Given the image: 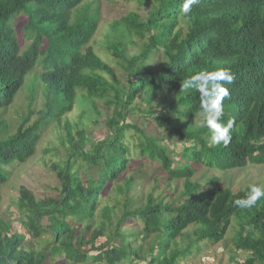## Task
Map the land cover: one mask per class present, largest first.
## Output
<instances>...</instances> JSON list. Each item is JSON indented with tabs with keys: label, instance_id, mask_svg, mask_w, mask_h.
Segmentation results:
<instances>
[{
	"label": "trees",
	"instance_id": "16d2710c",
	"mask_svg": "<svg viewBox=\"0 0 264 264\" xmlns=\"http://www.w3.org/2000/svg\"><path fill=\"white\" fill-rule=\"evenodd\" d=\"M85 1L0 0V185L9 168L35 155L50 122L63 131L60 147L66 153L62 165L54 166L57 196L37 198L20 188L14 204L25 232L0 218V264H179L201 249L199 243L223 242L233 229L231 260L264 264V197L241 209L234 201L250 186L234 193L220 186L219 177L205 184L192 180L200 167L226 171L264 164V0H200L187 16L180 11L184 0H138L145 16L122 15L112 25L118 37L105 44L117 58L118 76L90 45L101 14ZM20 36L29 40L25 48ZM137 44L140 53L128 57L127 47ZM35 64L42 70L33 74ZM218 67L235 74L223 120L235 118L236 125L228 146L209 147L211 133L192 124L199 93L181 84ZM24 86L30 101L16 123L6 115ZM39 93L43 107L36 110ZM102 100L114 106L105 121L108 135L88 149L84 116L98 114ZM77 104L84 109L73 124L64 116ZM136 111L143 126L181 143L177 157L156 143L154 129L147 135L136 120L127 121ZM127 128L144 135L142 154L160 163L166 180L184 181L174 200L150 193L144 204L132 203ZM79 160L85 163L82 173L73 171ZM130 219L141 227L128 231ZM240 252L247 254L243 262L237 260Z\"/></svg>",
	"mask_w": 264,
	"mask_h": 264
},
{
	"label": "rangeland",
	"instance_id": "374dc122",
	"mask_svg": "<svg viewBox=\"0 0 264 264\" xmlns=\"http://www.w3.org/2000/svg\"><path fill=\"white\" fill-rule=\"evenodd\" d=\"M86 4L91 3L93 7L99 6L101 14V22L98 31L93 36L90 45L93 46L94 50L107 61L114 69L118 76L121 70L117 64V58L105 48L106 43L114 41L118 37L119 30L113 29L112 25L122 15L137 11L141 16H145V6L140 7L138 0H86ZM23 22L18 19V24ZM20 42L23 47L28 46L29 41L20 36ZM139 44L127 47L126 55L132 57L140 53ZM156 62L160 61V57H155ZM109 81L113 82L112 75L109 73L106 76ZM28 90L24 88L19 93L18 99L15 101L13 106L7 113V117L12 118L18 123V118L23 112H27V96ZM104 100L99 102L100 114H93L90 112L84 116V128L90 135V140L86 147L92 148L98 141L103 140L108 135V129L105 124V120L108 116L112 115L114 106L110 107L103 103ZM158 103V99L154 101ZM138 104L145 108L147 104L138 102ZM157 106V105H156ZM155 106V107H156ZM43 107V97L41 93L37 95L35 100V109L39 110ZM81 104H77L72 113L64 116L70 123H75L79 118V115L83 111ZM132 120H136L145 133L151 134L152 130H155V135L160 138L156 140L159 146H169L170 151L173 152L172 156L177 157L179 151L178 146L181 143H177L174 137L166 133L164 130L156 129L151 126H143V118L139 112H133L127 121L132 123ZM200 121L199 115L192 120L194 126H198ZM124 138L125 142L131 146V167L127 171V176L134 179L133 188L130 192V196L133 199L132 203L144 204L148 195L153 193L156 197H163L167 201L174 200L179 192L181 191L184 181H168L166 180L167 174L162 169L158 161H152L147 155L142 154V147L140 146V140H145L141 133L136 129L127 128ZM63 131L59 128L56 121H53L50 125L43 130L42 137L37 145L35 155L28 161L21 165H15L9 168L10 175L8 180L0 185V218L9 220L12 224V230L18 232H25L17 221L19 214L14 204L15 199L19 196L21 187H26L30 190L37 198L57 196L60 193V182L57 177V170L54 166L61 164L65 157L64 148L60 147L61 136ZM157 145V146H158ZM173 150V151H171ZM85 163L81 160L76 163L73 171L81 168L83 171ZM219 177L220 186L230 188L234 193L238 190H243L247 186L254 183H264V164H248L243 168L219 171L210 170L206 167H200L196 175L192 178L193 181H200L204 184L210 178ZM122 183V178L120 179ZM123 184V183H122ZM179 185V186H178ZM115 201L110 200V204ZM13 212V214L11 213ZM121 215V211L119 213ZM141 222L136 219H130L125 227L128 231L137 230L141 226ZM192 230H188L190 233ZM234 229L230 230L226 237V240L218 244L212 242H202L200 250L193 249L191 255H186L185 258L180 259L179 264H236L235 261L231 260ZM27 237H30L28 235ZM104 239L101 240L103 242ZM189 240L184 238L183 245H187ZM247 257L246 252H240L237 260L243 262Z\"/></svg>",
	"mask_w": 264,
	"mask_h": 264
},
{
	"label": "clouds",
	"instance_id": "9594fccd",
	"mask_svg": "<svg viewBox=\"0 0 264 264\" xmlns=\"http://www.w3.org/2000/svg\"><path fill=\"white\" fill-rule=\"evenodd\" d=\"M199 3L200 0H184L180 11L183 15L187 16L192 11V6L198 5ZM41 70V65L35 64L31 72L34 74ZM234 80L235 74L231 68L218 67L212 71L201 70L200 72L192 74L185 78L181 84L184 90H194L199 93L200 121L198 126L207 128L211 133L208 139L209 147L221 143L226 147L232 141V132L236 125L235 118H229L225 123L223 117L225 116V100L231 97L229 85H231ZM24 88H26V86H24ZM24 88L18 92L15 101ZM28 92L27 103L30 101V91ZM98 114H100V112ZM109 117L111 116L107 118ZM50 124L51 122L49 125ZM262 197H264V183H254L250 185L247 194L243 198L235 200L234 203L241 209H251L257 205V202L260 201Z\"/></svg>",
	"mask_w": 264,
	"mask_h": 264
}]
</instances>
